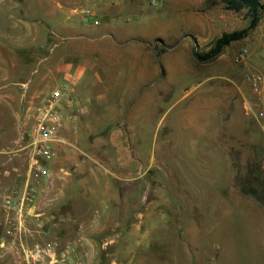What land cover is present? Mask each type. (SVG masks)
<instances>
[{
  "label": "rangeland",
  "instance_id": "1",
  "mask_svg": "<svg viewBox=\"0 0 264 264\" xmlns=\"http://www.w3.org/2000/svg\"><path fill=\"white\" fill-rule=\"evenodd\" d=\"M171 1L139 0L147 11L130 15L139 40L143 31H164L167 9L199 10L214 16L215 25L204 40L186 33L187 45L153 38L155 58L164 54L166 75L138 86L139 79H118L123 83L116 95L132 103L129 142L123 144L138 155L131 165L135 174L108 175V186L117 189L119 198L106 196L104 181L81 183L70 175L67 184L60 176L58 183L46 185L43 178L30 179L36 184L33 208H38L11 233L1 215L0 264H35L31 250L51 241L74 245L83 264H264V120L252 114L264 105L254 104L245 79L250 70L264 76V0L257 24L207 60L196 59L192 49L202 52L221 31L244 26L245 8L227 9L219 0ZM48 46L40 53L46 56L43 71L48 70ZM242 47L247 52L236 59ZM29 51L5 42V9H0V193L23 188L33 112L53 88L48 77H26L32 66L25 63ZM119 66L124 71L122 60ZM111 123L105 120L101 128L109 129ZM74 144L72 149L86 146ZM57 149L54 158L42 160L67 175ZM104 160L117 166L116 158ZM41 186L47 206L35 203ZM90 187L97 197L89 196ZM122 194L131 203L125 209L128 219L87 223L86 210L102 208L100 200L113 206Z\"/></svg>",
  "mask_w": 264,
  "mask_h": 264
},
{
  "label": "crops",
  "instance_id": "2",
  "mask_svg": "<svg viewBox=\"0 0 264 264\" xmlns=\"http://www.w3.org/2000/svg\"><path fill=\"white\" fill-rule=\"evenodd\" d=\"M2 2L0 9H5V42L30 50V54L25 55V63L29 61L32 66L27 65L29 70L26 77H48L53 87L69 86L71 90L63 96L64 119L58 132L60 141L57 142L62 161L65 162L63 164H66L61 168L67 175L46 165L49 169V174L43 177L46 185L58 183L60 176L67 184L73 179L72 176H77L81 183L99 184L104 181L106 196L119 198L117 189L108 186L112 180L108 175L120 178L135 174L131 165L138 155L130 146L123 144L129 142L126 124L132 117L129 111L132 103L122 98L119 100L116 95L123 83L120 85L118 79H139V82L136 81L138 86L144 79L166 75L168 68L161 60L164 54L155 58L153 38L159 36L166 43L177 41L175 46L179 43L190 44V35L196 41L204 40L208 37L206 31L209 33L214 28L215 17L199 10L167 9V18L163 20L164 31L149 35L143 31L139 40L130 20L131 14L147 11L140 7L139 0ZM165 2L170 5L172 1ZM86 8L92 10V15L83 13ZM94 18L98 20L97 23L93 22ZM47 45L50 60L48 70L43 71L46 56L40 53L42 47ZM121 60L125 63L124 71L119 66ZM105 120H111V128H101ZM75 142L86 143V146L72 149L71 145L75 147ZM107 143H110L111 149L105 148ZM109 157L116 158L117 166L107 165L104 159ZM42 188L35 203L47 206V193L41 192ZM87 190L90 197H97L93 188ZM129 190L127 188L125 192ZM100 201L102 208L86 210L87 223L124 221L129 218L130 214L125 209L131 207V203L123 194L121 202L117 199L113 206L110 201ZM48 202L52 204L51 199ZM115 211L119 212L117 216L114 215Z\"/></svg>",
  "mask_w": 264,
  "mask_h": 264
},
{
  "label": "built area",
  "instance_id": "3",
  "mask_svg": "<svg viewBox=\"0 0 264 264\" xmlns=\"http://www.w3.org/2000/svg\"><path fill=\"white\" fill-rule=\"evenodd\" d=\"M85 15H92V10H83ZM97 23V19H93ZM247 52L242 47L236 53L235 58H243ZM254 98L255 105H264V76L256 70H250L245 74ZM69 86H55L43 97L33 112V122L30 129L32 136V151L28 165V177L23 188L19 190L0 193V218L4 217L6 231L20 230L24 226L26 217L34 213V199L36 184L44 176L49 174L42 159H52L57 155V142L60 141L58 132L62 126L64 112L62 109L64 93H69ZM252 114L264 120V106H258ZM30 179L32 182H30ZM31 259L35 264H83L82 257L77 253L74 245L59 246L56 241L46 242L43 245L36 244L31 250Z\"/></svg>",
  "mask_w": 264,
  "mask_h": 264
},
{
  "label": "trees",
  "instance_id": "4",
  "mask_svg": "<svg viewBox=\"0 0 264 264\" xmlns=\"http://www.w3.org/2000/svg\"><path fill=\"white\" fill-rule=\"evenodd\" d=\"M222 2L224 8L239 10L245 8V15L248 17L247 23L236 29L229 31H221L202 51L197 52L192 49V55L198 60H207L218 54L223 46L227 45L233 40H237L245 36L250 29H252L258 22L262 11V0H219Z\"/></svg>",
  "mask_w": 264,
  "mask_h": 264
}]
</instances>
